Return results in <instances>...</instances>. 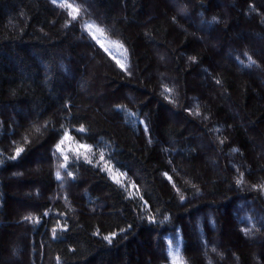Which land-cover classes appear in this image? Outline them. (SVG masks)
Returning <instances> with one entry per match:
<instances>
[{
    "label": "trees",
    "instance_id": "16d2710c",
    "mask_svg": "<svg viewBox=\"0 0 264 264\" xmlns=\"http://www.w3.org/2000/svg\"><path fill=\"white\" fill-rule=\"evenodd\" d=\"M0 264H264V0H0Z\"/></svg>",
    "mask_w": 264,
    "mask_h": 264
},
{
    "label": "snow or ice",
    "instance_id": "6c2138e0",
    "mask_svg": "<svg viewBox=\"0 0 264 264\" xmlns=\"http://www.w3.org/2000/svg\"><path fill=\"white\" fill-rule=\"evenodd\" d=\"M53 2H55V0H53ZM101 47H103V45H101ZM105 51H107V49H105ZM117 64H120V61H117ZM121 67H123V65H121ZM83 131V130H81ZM105 239H110V237H105Z\"/></svg>",
    "mask_w": 264,
    "mask_h": 264
}]
</instances>
